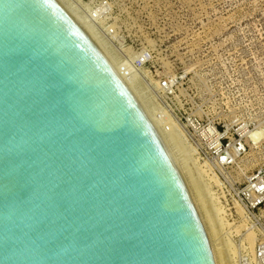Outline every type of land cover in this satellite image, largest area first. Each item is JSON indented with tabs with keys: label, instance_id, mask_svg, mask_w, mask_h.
<instances>
[{
	"label": "water",
	"instance_id": "obj_1",
	"mask_svg": "<svg viewBox=\"0 0 264 264\" xmlns=\"http://www.w3.org/2000/svg\"><path fill=\"white\" fill-rule=\"evenodd\" d=\"M0 264H217L160 132L59 0H0Z\"/></svg>",
	"mask_w": 264,
	"mask_h": 264
},
{
	"label": "rangeland",
	"instance_id": "obj_2",
	"mask_svg": "<svg viewBox=\"0 0 264 264\" xmlns=\"http://www.w3.org/2000/svg\"><path fill=\"white\" fill-rule=\"evenodd\" d=\"M64 1L98 32L123 69H130L132 63L124 62L120 43L134 50L150 49L152 61L134 68L128 77L135 79L157 116L165 112L168 129L162 124L167 133L171 137L177 133L173 142L202 202L220 264H241L242 252L254 253L247 232L255 233V245L259 234L248 227L244 207L234 203L232 195L247 175L264 164V0H105L110 13L103 24L114 28L116 40L82 15L87 5L100 0ZM166 77H175L178 88L169 105H164L156 88ZM172 113H194L227 123L231 134L244 128L246 153L234 166L214 163L201 154L199 142Z\"/></svg>",
	"mask_w": 264,
	"mask_h": 264
},
{
	"label": "built area",
	"instance_id": "obj_3",
	"mask_svg": "<svg viewBox=\"0 0 264 264\" xmlns=\"http://www.w3.org/2000/svg\"><path fill=\"white\" fill-rule=\"evenodd\" d=\"M91 3V5H87L86 7V14L83 13L82 15L91 25L94 26L96 22L102 31L108 33L116 40L114 28L103 24L110 13L109 3L105 0ZM118 43L120 42L118 41ZM120 45L122 46V55L125 58L124 62L128 64L130 61L132 63L130 69L124 68L127 75H131L135 72L136 68L144 67L152 61L153 56L150 49L137 48L134 50L123 46L121 43ZM132 53H136L138 56L136 55L133 59L131 57ZM176 81L175 77L159 79L160 83L156 85V88H158L157 90L164 105H169V101L173 102V99L177 97L178 88ZM163 110L166 111L165 109ZM172 114L173 116L175 115L179 122L186 126L189 133L192 134L193 140L199 142L201 154L212 159L214 163H220L223 167L234 166L237 164L239 158L246 153L247 143L244 128L239 127L237 132L231 134L230 125L227 123H216L211 119L205 120L203 116L194 113L187 114L186 116ZM158 116L168 129L169 122L165 112L159 111ZM232 197L234 203L236 201L244 207V220L248 227L256 229L259 233L254 253L242 252L240 263L264 264V164L250 175H247L244 183L233 189ZM231 218H234V215Z\"/></svg>",
	"mask_w": 264,
	"mask_h": 264
},
{
	"label": "bare ground",
	"instance_id": "obj_4",
	"mask_svg": "<svg viewBox=\"0 0 264 264\" xmlns=\"http://www.w3.org/2000/svg\"><path fill=\"white\" fill-rule=\"evenodd\" d=\"M60 3L69 11V13L82 25V27L94 38V40L98 43V45L101 47V49L104 51V53L108 56V58L111 60V62L114 64V66L116 67V69L119 71V73L122 75V77L124 78V80L127 82V84L130 86V88L133 90L134 94L136 95V97L138 98V100L140 101V103L142 104L143 108L145 109V111L147 112V114L149 115V117L151 118V120L153 121L154 125L156 126V128L158 129V131L160 132L164 142L166 143L170 153L172 154L184 180H185V183L193 197V200L198 208V211L200 213V216L202 218V221L205 225V228L207 230V233L210 235L211 232H209V229H208V226H207V223H206V220H205V217L204 216L205 214L203 213V206H201V204H199V200L198 198L200 197H197L195 192H194V187L192 188V180L190 181L189 180V175H188V169L185 168V163L182 162L181 160V157H179L178 153H177V150H176V144L175 142H173V136L176 137V134L175 135H171L169 133H167V130L166 128L163 126V122L160 120V118L156 115V110H155V107L154 106H151L148 101H146V99L144 98V95L142 94L141 90L138 88V86L136 85L135 83V79L132 77H128V75L125 74V71L124 69L120 66L121 64H119V62H117L115 59H114V55L110 53V48L108 49V47L106 48L105 46V43L103 45V43L100 41V39L98 38L99 35H97V33L82 19V17L70 6L68 5L64 0H59ZM104 42V41H103ZM113 55V56H112ZM154 105V104H153ZM169 121V120H168ZM172 125V124H171ZM170 125V126H171ZM170 131V130H169ZM177 131V130H176ZM178 132V131H177ZM171 133H172V130H171ZM181 133V132H180ZM182 134V133H181ZM175 144V145H174ZM207 165V163H206ZM191 182V183H190ZM202 203V202H201ZM241 209V208H240ZM242 210V209H241ZM239 212V210H238ZM242 212V211H241ZM242 215V214H241ZM244 216V214L242 215ZM244 223V222H243ZM244 225V224H243ZM242 226V225H240ZM238 225V227H240ZM237 228V227H236ZM235 228V229H236ZM243 228V227H242ZM238 230V229H237ZM240 230V229H239ZM248 231V230H247ZM252 231V230H251ZM255 233L253 232H247V237H246V240L248 241L249 245H250V252H254V245H255ZM211 236V235H210ZM211 240V245H212V248H213V251H214V254H215V258L217 260V264H220V256H218V249H217V245L215 244V242L210 238ZM248 245V244H247ZM248 248V247H247ZM231 250V249H229ZM230 252H233V251H230ZM222 254V253H221ZM231 255V254H230ZM231 256H234V254H232ZM229 256V257H231ZM218 257V258H217ZM220 257V258H219ZM223 261V260H222ZM224 262V261H223ZM223 264V263H221Z\"/></svg>",
	"mask_w": 264,
	"mask_h": 264
}]
</instances>
